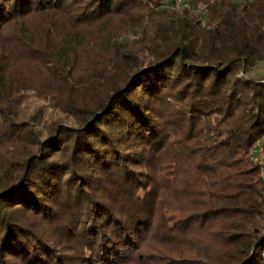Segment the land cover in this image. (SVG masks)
I'll list each match as a JSON object with an SVG mask.
<instances>
[{"label": "trees", "instance_id": "obj_1", "mask_svg": "<svg viewBox=\"0 0 264 264\" xmlns=\"http://www.w3.org/2000/svg\"><path fill=\"white\" fill-rule=\"evenodd\" d=\"M180 1L0 0V264H264V0Z\"/></svg>", "mask_w": 264, "mask_h": 264}, {"label": "rangeland", "instance_id": "obj_2", "mask_svg": "<svg viewBox=\"0 0 264 264\" xmlns=\"http://www.w3.org/2000/svg\"><path fill=\"white\" fill-rule=\"evenodd\" d=\"M185 7L186 5L183 4L178 9H183ZM121 36L122 38L120 40L128 42L136 40L139 37L137 32L134 31L123 33ZM261 68V70H256L257 73L255 74V76L263 75L264 63ZM56 107L57 106L51 101L50 98L40 96L35 91H29L27 93V99L23 104V108L27 110L28 114L39 119V129H42L44 127V123L51 121L53 118L57 117L60 114L58 108Z\"/></svg>", "mask_w": 264, "mask_h": 264}, {"label": "built area", "instance_id": "obj_3", "mask_svg": "<svg viewBox=\"0 0 264 264\" xmlns=\"http://www.w3.org/2000/svg\"><path fill=\"white\" fill-rule=\"evenodd\" d=\"M184 3L182 1L177 0L175 6L180 8ZM187 8L192 9L195 13H197L201 18L202 25L205 26L207 16V6L203 3L197 4L195 7H191L185 4ZM252 161L254 165L259 169L260 177L264 179V139H259L252 150Z\"/></svg>", "mask_w": 264, "mask_h": 264}]
</instances>
